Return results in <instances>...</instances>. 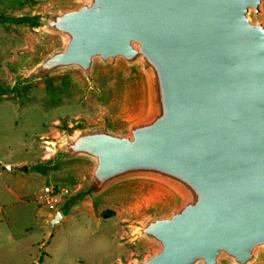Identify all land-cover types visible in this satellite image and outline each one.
I'll use <instances>...</instances> for the list:
<instances>
[{
    "label": "water",
    "instance_id": "1",
    "mask_svg": "<svg viewBox=\"0 0 264 264\" xmlns=\"http://www.w3.org/2000/svg\"><path fill=\"white\" fill-rule=\"evenodd\" d=\"M46 2L9 20L46 48L0 100L71 87L103 99V79L122 80L115 112L62 123L33 167L84 176L52 229L141 197L127 238L148 253L120 264H264V0Z\"/></svg>",
    "mask_w": 264,
    "mask_h": 264
},
{
    "label": "rangeland",
    "instance_id": "2",
    "mask_svg": "<svg viewBox=\"0 0 264 264\" xmlns=\"http://www.w3.org/2000/svg\"><path fill=\"white\" fill-rule=\"evenodd\" d=\"M46 6V0H0V85L13 79L19 63L46 48L10 18ZM102 85L108 92L103 99L82 100L71 87L55 95L40 90L21 100H0V264H120L148 253L127 237L130 223L150 202L125 197L104 203L97 212L83 207L52 229L49 220L65 198L51 209L44 188L62 184L72 194L84 176L74 171L46 178L33 170L51 152L47 140L59 136L62 123L73 129L79 120L116 111L122 80L105 78Z\"/></svg>",
    "mask_w": 264,
    "mask_h": 264
},
{
    "label": "built area",
    "instance_id": "3",
    "mask_svg": "<svg viewBox=\"0 0 264 264\" xmlns=\"http://www.w3.org/2000/svg\"><path fill=\"white\" fill-rule=\"evenodd\" d=\"M44 194L47 204L53 209L55 203L69 196L70 190L64 185L46 186Z\"/></svg>",
    "mask_w": 264,
    "mask_h": 264
},
{
    "label": "trees",
    "instance_id": "4",
    "mask_svg": "<svg viewBox=\"0 0 264 264\" xmlns=\"http://www.w3.org/2000/svg\"><path fill=\"white\" fill-rule=\"evenodd\" d=\"M58 185H62V184H58ZM111 217V215H107V216H105V218H110Z\"/></svg>",
    "mask_w": 264,
    "mask_h": 264
},
{
    "label": "crops",
    "instance_id": "5",
    "mask_svg": "<svg viewBox=\"0 0 264 264\" xmlns=\"http://www.w3.org/2000/svg\"><path fill=\"white\" fill-rule=\"evenodd\" d=\"M0 209H2V208H0ZM2 210H3V209H2ZM1 212L3 213V211L0 210V213H1Z\"/></svg>",
    "mask_w": 264,
    "mask_h": 264
}]
</instances>
